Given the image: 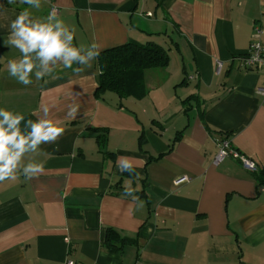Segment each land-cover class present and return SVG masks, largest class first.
Segmentation results:
<instances>
[{"label":"crops","instance_id":"0c3cea01","mask_svg":"<svg viewBox=\"0 0 264 264\" xmlns=\"http://www.w3.org/2000/svg\"><path fill=\"white\" fill-rule=\"evenodd\" d=\"M55 3L75 46L153 42L169 61L145 71L142 98L96 94V59L25 86L7 70L21 57L10 23L26 8L44 20L49 5L0 0V108L35 121L46 107L64 129L25 157L43 174L0 182V264H264V185L231 157L213 163L227 139L264 169V68L243 61L255 25L264 43L261 0ZM109 228L132 242L108 251Z\"/></svg>","mask_w":264,"mask_h":264},{"label":"clouds","instance_id":"9594fccd","mask_svg":"<svg viewBox=\"0 0 264 264\" xmlns=\"http://www.w3.org/2000/svg\"><path fill=\"white\" fill-rule=\"evenodd\" d=\"M15 0H8L9 4ZM21 4L39 9L41 0H20ZM264 7V0H261ZM75 29H70L62 19L58 18L53 9L44 20L34 19L29 9L22 10L10 23V34L5 41L19 50L21 57L9 60L7 70L17 82L27 86L32 83V75L37 80L45 76H51L57 65L66 69H73L79 73L80 67L73 65H89L99 56V47L93 43L90 46H75ZM256 47L259 49L260 45ZM255 59V57H254ZM43 115L34 112L38 119L25 121L22 113L0 108V182L16 181L22 174L26 179H32L44 173V166L32 160L25 163V157L29 153H36L41 144L51 143L58 139L64 129L58 121L49 118L48 108H43ZM75 109L70 110L69 116H74ZM28 131L21 129V123ZM117 166L121 172L139 177L135 172V164L132 158L118 157ZM134 190L130 185L125 186L124 195L132 196L134 201L139 198L133 195ZM138 207H143L140 201Z\"/></svg>","mask_w":264,"mask_h":264},{"label":"trees","instance_id":"16d2710c","mask_svg":"<svg viewBox=\"0 0 264 264\" xmlns=\"http://www.w3.org/2000/svg\"><path fill=\"white\" fill-rule=\"evenodd\" d=\"M169 57L167 49L148 42L135 41L99 52L96 64L99 70L96 94L111 92L119 100L127 97L142 98L147 94L144 73L153 68L165 67ZM259 184L264 185V169L252 172ZM131 239L122 237L117 231L108 229L104 242L110 252H120Z\"/></svg>","mask_w":264,"mask_h":264},{"label":"built area","instance_id":"2783aa9c","mask_svg":"<svg viewBox=\"0 0 264 264\" xmlns=\"http://www.w3.org/2000/svg\"><path fill=\"white\" fill-rule=\"evenodd\" d=\"M15 1L20 2V0H15ZM41 1L46 2L49 5L47 16L53 9L56 10L57 16L59 15V8L56 5L55 0H41ZM260 35H261V29L257 25H255L253 28V40L250 44L247 55L243 59L246 68L249 69L264 68V43L261 42ZM257 44L260 45L259 49L256 47ZM259 92L261 94H264V87L259 88ZM226 157H231L237 160L242 165L243 168H245L250 172L259 170V166L254 160L250 159L249 157L241 154L239 151L234 149L231 146L230 141L227 139L222 140L218 144V151L214 157L213 163L218 164ZM185 181H187V178L182 176L176 179L174 183L177 185ZM63 264H74V263L70 260H67Z\"/></svg>","mask_w":264,"mask_h":264}]
</instances>
